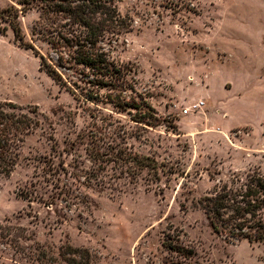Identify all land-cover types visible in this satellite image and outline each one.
Masks as SVG:
<instances>
[{"label":"rangeland","instance_id":"rangeland-1","mask_svg":"<svg viewBox=\"0 0 264 264\" xmlns=\"http://www.w3.org/2000/svg\"><path fill=\"white\" fill-rule=\"evenodd\" d=\"M115 3L132 22L113 52L132 69L122 105L107 88L87 100L64 70L76 98L0 32V100L37 105L41 121L0 175V264H19L17 239L86 247L94 264H264V241L217 233L200 207L235 175L264 174V0ZM20 20L48 54L39 10Z\"/></svg>","mask_w":264,"mask_h":264},{"label":"trees","instance_id":"trees-1","mask_svg":"<svg viewBox=\"0 0 264 264\" xmlns=\"http://www.w3.org/2000/svg\"><path fill=\"white\" fill-rule=\"evenodd\" d=\"M22 4L18 7L10 3L0 8V32L7 34L11 27L16 41L39 56L40 68L76 98L80 96L64 70L72 71L83 83L81 90L87 100L100 99L102 89L107 88L118 92L112 101L122 105L126 90H134L129 80L132 69L117 60L113 52L119 36L132 30V22L120 12L115 0H24ZM32 8L40 12V23L34 26L33 33L46 35L48 54L25 39L20 16ZM39 114L37 105L26 110L15 102L0 100V175L8 176L15 169L27 136L41 123ZM139 161L142 169L156 171L157 162L151 157L139 156ZM200 207L217 233L236 240L264 241L261 171L248 173L246 179L235 175L231 183L225 182L204 196ZM1 235L6 237L4 229ZM14 247L19 264H94L88 248L72 244L62 245L56 251L50 244L35 241L23 246L17 239Z\"/></svg>","mask_w":264,"mask_h":264},{"label":"built area","instance_id":"built-area-1","mask_svg":"<svg viewBox=\"0 0 264 264\" xmlns=\"http://www.w3.org/2000/svg\"><path fill=\"white\" fill-rule=\"evenodd\" d=\"M201 104H203V102L197 103V104H195L193 107H194V108H198ZM184 111H185V113H186V112H188V109H185Z\"/></svg>","mask_w":264,"mask_h":264}]
</instances>
